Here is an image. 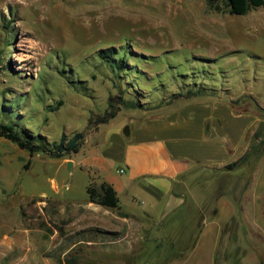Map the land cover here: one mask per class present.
<instances>
[{
	"label": "rangeland",
	"instance_id": "obj_1",
	"mask_svg": "<svg viewBox=\"0 0 264 264\" xmlns=\"http://www.w3.org/2000/svg\"><path fill=\"white\" fill-rule=\"evenodd\" d=\"M110 48L113 59H103L100 52ZM119 60L126 64L121 71ZM190 90L257 112L261 121L249 137L247 161L233 171L216 170L210 187L206 178L200 194L186 197L189 203L168 217L172 229L164 241L178 253L168 254L165 246L153 251L155 243L150 258L140 255L148 248L142 238H153L155 230L112 246L125 228L115 236L103 233L100 264H182L208 223L219 227L215 264H264V151L253 148L264 142V10L218 13L206 0H0V124L35 141L60 143L64 135L81 133L83 148L111 109L121 119L141 116L178 104ZM120 97L141 100L145 108L118 110ZM80 152L31 157L0 138V264H93L48 253L55 231L63 247L62 238L79 231L67 229L71 208L54 204H85L91 177L66 164ZM222 172H232V179ZM225 199L238 210L227 222L218 216ZM191 201H206L203 211L194 213ZM127 209L122 211L131 213ZM207 247L200 241L187 264H211Z\"/></svg>",
	"mask_w": 264,
	"mask_h": 264
},
{
	"label": "crops",
	"instance_id": "obj_2",
	"mask_svg": "<svg viewBox=\"0 0 264 264\" xmlns=\"http://www.w3.org/2000/svg\"><path fill=\"white\" fill-rule=\"evenodd\" d=\"M230 101L197 96L182 98L176 105L144 112L141 116L121 119L117 115L102 129L98 128L92 136L93 141L87 139L81 148V158L72 157L66 164L71 161V170L79 166L86 171L91 177L90 185L100 186L106 182L113 186L120 207L105 208L91 202L89 196L85 204L78 207H62L55 202V207L71 208L73 219L67 229L78 228L79 231L62 238L64 247L55 231L49 238L48 253H57L58 259L70 256L71 260L100 264L98 254L105 252L103 233L115 236L125 228L124 238L111 241L112 246L133 237L137 231L155 230L153 238L148 239L147 234L142 238L143 245L148 248L139 253H147L150 258L149 247L155 243L153 251L159 252L157 246L167 244L164 237L172 229L166 224L168 217L189 203L187 198L193 199L200 194L206 178L207 187H210V178L213 180L216 170L223 171L225 166L239 161L251 151L249 137L255 133L261 118L255 110L249 112L246 107L237 108ZM222 173L225 179H232V172ZM210 190L207 189V195ZM229 201L225 199L218 208V216H224L225 222L238 212ZM191 203L197 204L194 208L197 214L206 205V201ZM123 208H128L131 213L123 212ZM254 209V214H258ZM218 228L208 223L182 264H187L200 241L207 242L208 261L215 264L220 255ZM112 253L118 255L119 250L114 249Z\"/></svg>",
	"mask_w": 264,
	"mask_h": 264
},
{
	"label": "trees",
	"instance_id": "obj_3",
	"mask_svg": "<svg viewBox=\"0 0 264 264\" xmlns=\"http://www.w3.org/2000/svg\"><path fill=\"white\" fill-rule=\"evenodd\" d=\"M207 6L209 9L214 10L218 13H229L231 15L245 16L248 15L251 11L261 8L264 10V0H206ZM103 59H113V49L110 50H102L100 52ZM116 67L119 71L123 70L126 66L124 60H119L116 63ZM115 69V68H114ZM203 91L197 90L188 91V94L185 96L187 98L196 97L201 95ZM182 97V96H180ZM141 100H127L123 97L118 99L119 105L121 108L133 109V110H142L145 108L143 104L140 103ZM173 103V102H171ZM169 103V104H171ZM166 104L159 105L152 109H159L165 106ZM111 108H115L114 106H110ZM57 109V108H56ZM117 116V110L108 111L106 115L100 120L101 123L105 124L109 122L111 119H114ZM0 138L6 139L14 144H16L20 149L28 151L30 156H34L35 153L43 152L46 155H49L54 158H65L67 156L72 155L73 153H77L81 150V146L83 145L82 139L83 134L78 133L74 135L72 138H68L64 135L60 141V143L50 144L47 139L40 137L39 142L35 141V138L31 134H21L18 132L13 126L8 124H0ZM260 132L256 134V140L260 139ZM261 144V146H260ZM257 150L258 153H262L264 151V142L262 140L259 144H255L253 147ZM250 153V152H249ZM249 154L244 158L240 159L237 162L231 163L224 167L223 171H233L235 168L240 167L244 162L247 161ZM89 200L93 203L99 204L105 208L109 209H117L120 207V199L116 190L110 184L104 182L100 186H95L91 184L88 189ZM165 246L168 249V254L178 253L175 246L167 245L164 243L163 245H159L160 247ZM170 250H169V248ZM161 249H159L160 251ZM167 251V250H166ZM167 259V258H166Z\"/></svg>",
	"mask_w": 264,
	"mask_h": 264
},
{
	"label": "water",
	"instance_id": "obj_4",
	"mask_svg": "<svg viewBox=\"0 0 264 264\" xmlns=\"http://www.w3.org/2000/svg\"><path fill=\"white\" fill-rule=\"evenodd\" d=\"M68 164H69V166H70V169H72V167H73V163L70 161Z\"/></svg>",
	"mask_w": 264,
	"mask_h": 264
},
{
	"label": "built area",
	"instance_id": "obj_5",
	"mask_svg": "<svg viewBox=\"0 0 264 264\" xmlns=\"http://www.w3.org/2000/svg\"><path fill=\"white\" fill-rule=\"evenodd\" d=\"M124 172V170H121V173H123Z\"/></svg>",
	"mask_w": 264,
	"mask_h": 264
}]
</instances>
